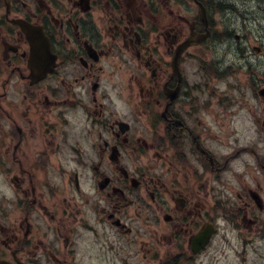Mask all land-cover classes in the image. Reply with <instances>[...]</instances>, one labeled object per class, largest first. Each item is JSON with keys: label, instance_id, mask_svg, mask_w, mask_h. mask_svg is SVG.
<instances>
[{"label": "clouds", "instance_id": "1", "mask_svg": "<svg viewBox=\"0 0 264 264\" xmlns=\"http://www.w3.org/2000/svg\"><path fill=\"white\" fill-rule=\"evenodd\" d=\"M217 3L0 0V261L264 264V0Z\"/></svg>", "mask_w": 264, "mask_h": 264}, {"label": "flooded vegetation", "instance_id": "2", "mask_svg": "<svg viewBox=\"0 0 264 264\" xmlns=\"http://www.w3.org/2000/svg\"><path fill=\"white\" fill-rule=\"evenodd\" d=\"M109 6L106 4V7ZM112 7H117L119 8L120 5L119 3H113L111 5ZM91 3L89 4V10H91ZM125 7H128L127 3H125ZM197 7L199 8L200 5L197 4ZM224 7V5L222 4H219L217 3V0H204V8H205V11L207 13V22L197 18L195 20H187L186 18H183L185 20V24L188 26V30L189 32L191 33L194 29H207L208 30V35L211 36L213 33L211 31L212 27H213V24H214V19L211 15L212 11L214 10H218V9H222ZM10 19H12L10 17ZM18 19L20 20H23L25 23H27L28 21L25 20L24 17H18ZM142 22V21H141ZM53 23L55 24L56 23V19L53 18ZM67 23V22H65ZM15 27L19 30L20 29V25L19 24H16ZM38 27L40 28V31L41 34L43 33L44 36H46L48 38V42L50 44V48H51V51H52V41L49 39L48 37V32H47V29L44 27V25L41 23L40 25H38ZM128 38L131 39V40H135L137 42V44H140L142 43L143 41V36L140 32L138 31H134V32H131L129 33L128 35ZM236 40H239L240 37L237 35L234 37ZM161 39H164L163 36H161ZM25 41H26V49L23 53H21L22 56H27L28 58V61H29V64L31 65L29 68H28V71L25 73V75H28L30 76L33 72V69L35 71L38 70V68L41 69V66H36V65H33L32 64V47H31V42L30 40L27 38V36L25 37ZM191 47V46H189ZM53 55H54V52L52 51ZM181 55H183V53H181ZM56 63L59 64L60 63V60L59 58H57L56 60ZM54 73L53 72H46V74L42 77V79L38 80L37 83H43L44 80L48 79V77L52 76ZM258 97L261 99V100H264V89H259V92H258ZM179 97L177 96L176 99H178ZM174 102V101H173ZM111 147H115V145L111 146ZM111 147L108 149V153H109V158H110V153H111ZM117 152L119 151V148H116ZM118 187V186H116ZM114 186L111 185L110 183L107 184L105 186V189L104 190H109V189H113ZM122 190V189H121ZM114 195H118L119 192L114 190L113 192ZM253 201L255 202V197H253ZM257 207H259V205H257ZM169 217H172L174 219V216L172 213H169L168 214ZM250 220V217L247 218ZM170 221L169 220H165V223H169ZM121 223H123V221L121 220ZM30 224V222H29ZM26 235H31V231H28L26 232ZM0 264H8V261L4 260V261H0Z\"/></svg>", "mask_w": 264, "mask_h": 264}]
</instances>
